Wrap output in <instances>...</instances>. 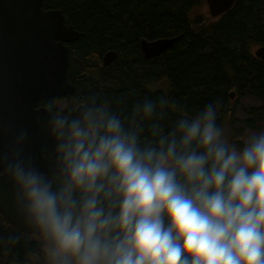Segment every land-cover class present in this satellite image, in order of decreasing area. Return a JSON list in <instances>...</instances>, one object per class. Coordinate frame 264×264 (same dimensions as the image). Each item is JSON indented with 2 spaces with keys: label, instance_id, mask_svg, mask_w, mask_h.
<instances>
[{
  "label": "clouds",
  "instance_id": "1",
  "mask_svg": "<svg viewBox=\"0 0 264 264\" xmlns=\"http://www.w3.org/2000/svg\"><path fill=\"white\" fill-rule=\"evenodd\" d=\"M120 103L49 105L43 164L0 127V177L42 264H264V129L231 142L219 99Z\"/></svg>",
  "mask_w": 264,
  "mask_h": 264
},
{
  "label": "trees",
  "instance_id": "2",
  "mask_svg": "<svg viewBox=\"0 0 264 264\" xmlns=\"http://www.w3.org/2000/svg\"><path fill=\"white\" fill-rule=\"evenodd\" d=\"M203 2L46 0L47 9L60 8L84 33L68 44V77L76 86L69 99L97 92L126 110L144 97L167 95L188 111L219 99L218 123L234 134L238 98L249 95L260 103L246 108V127L264 129V60L254 54L264 46V0H236L216 19L201 12ZM174 36V44L159 56L146 58L140 48L143 38ZM108 50L117 56L106 66ZM42 104L60 107L53 99ZM40 260L39 241L12 227L0 212V264Z\"/></svg>",
  "mask_w": 264,
  "mask_h": 264
},
{
  "label": "water",
  "instance_id": "3",
  "mask_svg": "<svg viewBox=\"0 0 264 264\" xmlns=\"http://www.w3.org/2000/svg\"><path fill=\"white\" fill-rule=\"evenodd\" d=\"M236 0H206L212 16L229 10ZM45 0H0V127L27 132L25 151L39 158L48 142L42 128L47 106L40 101L69 95L76 86L68 80L70 48L84 33L66 22L61 10L44 9ZM174 37L144 39L141 50L147 58L159 56L170 48ZM255 52L264 60L262 48ZM117 52L103 56L108 66ZM234 97V93L231 94ZM12 188L6 177H0V212L15 229L31 233L11 208Z\"/></svg>",
  "mask_w": 264,
  "mask_h": 264
},
{
  "label": "rangeland",
  "instance_id": "4",
  "mask_svg": "<svg viewBox=\"0 0 264 264\" xmlns=\"http://www.w3.org/2000/svg\"><path fill=\"white\" fill-rule=\"evenodd\" d=\"M201 12L207 14V16H209L211 19H215L212 18L210 16L209 10H208V6L205 2H203L202 4V8H201ZM70 97H68L67 99H63L60 100L59 103L61 105H63L66 102H69L68 100ZM260 102L259 100H257L256 98L250 97V96H244L241 99H239L238 103H237V109L235 111V116L232 119L231 123H232V130L233 132H235L234 134H230L228 132V136L230 141L234 140V141H241L243 142L244 139L252 132V131H257L256 129H249L248 127H246L245 124V119L248 118V115L246 113V108L253 106V105H258ZM33 259L30 261L32 262ZM41 262V263H40ZM39 264H42V260H40Z\"/></svg>",
  "mask_w": 264,
  "mask_h": 264
},
{
  "label": "bare ground",
  "instance_id": "5",
  "mask_svg": "<svg viewBox=\"0 0 264 264\" xmlns=\"http://www.w3.org/2000/svg\"><path fill=\"white\" fill-rule=\"evenodd\" d=\"M48 9H50V10H61L60 8H48ZM62 11V10H61ZM62 13H63V11H62ZM63 15H64V13H63ZM65 16V15H64ZM66 17V16H65ZM144 39H146V38H143L142 40H144ZM158 39H161V38H158ZM142 40L140 41V42H142ZM147 40H149V39H147ZM154 40H157V39H154ZM150 41H153V40H150ZM263 50H262V53L264 54V46H260ZM140 48H141V46H140ZM258 48H259V46H258ZM257 49V48H256ZM254 50V54L257 56V57H259L255 52L257 51V50ZM259 58H261V57H259ZM262 59V58H261ZM263 60V59H262Z\"/></svg>",
  "mask_w": 264,
  "mask_h": 264
}]
</instances>
